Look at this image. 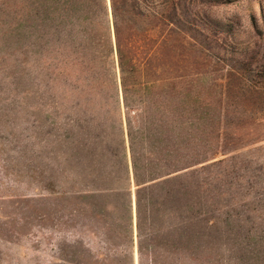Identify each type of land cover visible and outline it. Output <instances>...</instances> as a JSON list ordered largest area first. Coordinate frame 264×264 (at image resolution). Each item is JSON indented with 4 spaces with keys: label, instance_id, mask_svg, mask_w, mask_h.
Instances as JSON below:
<instances>
[{
    "label": "rangeland",
    "instance_id": "1",
    "mask_svg": "<svg viewBox=\"0 0 264 264\" xmlns=\"http://www.w3.org/2000/svg\"><path fill=\"white\" fill-rule=\"evenodd\" d=\"M34 1L0 0V264H132L128 250L118 252L127 241L115 238L112 229L107 240L103 223L83 207L82 191L114 185L95 181L97 172L117 175L120 184L126 180L123 167L112 173L119 165L114 149L118 145L120 157L123 151L119 127L123 120L125 130L127 115L118 67L110 63L101 84L93 65L67 61V54L61 61L51 33L44 38L49 46L40 50ZM175 23L180 44L170 78L173 92L188 105L197 85L211 99L209 138L222 149L185 177L191 184L189 214L202 223L190 252L175 258V217L169 209L160 222L165 234L155 243V264H264V0H178ZM194 37L225 63L198 66L201 49ZM229 65L242 68V89L226 93L219 108V83ZM251 84L261 86L252 97ZM99 132L105 139L102 157L94 139ZM125 144L132 257L139 264L126 135ZM169 203L176 204L173 198Z\"/></svg>",
    "mask_w": 264,
    "mask_h": 264
},
{
    "label": "trees",
    "instance_id": "2",
    "mask_svg": "<svg viewBox=\"0 0 264 264\" xmlns=\"http://www.w3.org/2000/svg\"><path fill=\"white\" fill-rule=\"evenodd\" d=\"M109 3L111 19L107 0H35L33 7L36 42L40 50L49 46L44 38L51 33L56 37L61 61L69 55L71 57L67 61L79 60L93 65L98 80L101 76L106 78L110 63L113 67L116 63L118 67L127 115L125 130L123 120L119 127L123 151L120 157L116 152L118 145L114 149V157L119 158L116 165H119L116 169L113 166L112 173L123 167L126 180L120 184L117 175L106 178L97 172L95 181L103 183L110 180L114 185L82 191L83 199H86L83 207L103 223L105 235L112 229L115 238L117 236L123 243L127 241V249L123 245L118 252L128 250L133 264V204L125 151L126 135L135 187L139 264L144 260L147 264H155L154 259L158 255L155 243L165 234L160 222L163 223L169 209L173 210L175 217L174 245L175 253H178L175 258L184 259L193 245L196 227L201 228L197 225L200 221L197 223V218L189 214L192 207L186 197L191 184L185 177L194 173V165L206 162L209 155L220 153L222 149L220 144L211 145L209 138L208 109L213 103L200 93L201 88L197 85L194 101L188 105L173 92L176 86L171 84L170 78L180 44L175 23L178 0H109ZM147 5L152 8L147 10ZM193 40L201 49L195 61L198 66L210 68L215 63L224 62L221 57L208 54L209 48H204L197 37ZM229 66L219 83V98L216 100L219 108L226 93L235 90L238 94L242 89V68ZM104 81L101 79L100 83L104 84ZM260 88L251 84L249 95L252 97ZM115 91L119 98L116 83ZM94 139L99 143V155L104 156L103 134L99 132ZM171 198L176 203L174 206L169 203ZM207 227H212V224ZM108 236L107 240H111L112 235ZM149 248L152 251H148Z\"/></svg>",
    "mask_w": 264,
    "mask_h": 264
},
{
    "label": "water",
    "instance_id": "3",
    "mask_svg": "<svg viewBox=\"0 0 264 264\" xmlns=\"http://www.w3.org/2000/svg\"><path fill=\"white\" fill-rule=\"evenodd\" d=\"M110 9V8H109Z\"/></svg>",
    "mask_w": 264,
    "mask_h": 264
}]
</instances>
